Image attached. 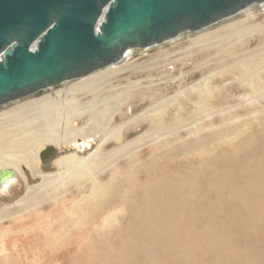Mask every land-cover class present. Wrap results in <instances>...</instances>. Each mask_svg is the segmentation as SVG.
<instances>
[{"label":"bare ground","instance_id":"bare-ground-1","mask_svg":"<svg viewBox=\"0 0 264 264\" xmlns=\"http://www.w3.org/2000/svg\"><path fill=\"white\" fill-rule=\"evenodd\" d=\"M260 8L263 9L264 4L254 5L220 25L183 35L191 38L190 49L196 47L204 51L219 47V51L216 50L213 61L209 63L207 59L201 63L205 68L213 65L208 73L165 98L156 96L159 82L142 85L145 79L131 81L119 90L110 86L111 78L129 69L123 62L129 61L133 54L130 51L118 64L83 78L64 81L58 90L45 89L46 94L39 99L27 100L44 94V90L0 109V170L11 169L24 179L22 171L27 169L33 177L40 178V184L28 185L25 195L12 207L19 213H29V209L35 212L46 201L53 204L63 201L61 194L55 195L59 189L73 185L72 199L66 202L68 212L71 210L69 222L73 225L67 221L59 227L60 236V232L67 236L94 224L105 211L111 213L110 218L115 217L116 207L125 211L132 219L123 227L130 233V236L125 233L129 238L117 239L119 244L115 247L116 238L107 246L103 243V247L96 246L93 239L92 246L85 248L90 250L85 256L88 264H108V260L112 264L118 258L122 260L115 264H160L149 260L151 257L167 262L162 264H259L254 262V255L258 252L255 239L259 233H263L264 238V39L260 38L264 23L246 25V22L257 16L248 11ZM254 35L259 36L255 48L236 52V46H242L243 39ZM224 43L228 45L220 49ZM167 56L157 61H167ZM233 86L241 93L236 96V104L226 105L222 92ZM147 92L151 93L150 101L143 111L133 115L135 117H127L117 128L112 126L121 105L132 95ZM81 94L90 95V100L80 103L76 96ZM220 101L223 106L215 107ZM138 121L147 123V128L123 141L124 130L132 124L138 126ZM111 140L117 146L105 151L104 147ZM96 141L91 152L80 155L78 149L83 148V143L90 148ZM144 145L148 146L139 149ZM46 147H73V152L53 158L47 165L52 172L45 173L40 167L39 153ZM147 147H151L149 153L144 151L143 154ZM120 159L122 164L118 166ZM106 167L109 168L104 171ZM97 173H103L100 180ZM85 177L89 183L87 192H83L87 188L83 186ZM14 180L1 188L7 189ZM51 195L55 199L49 198ZM10 207H2L0 215L7 214ZM82 218H86L84 223ZM199 219L206 226L224 231L239 230L248 236L233 241L222 248L221 253L201 255L202 251L199 253V248L189 243L194 236L186 232L196 229ZM138 232L174 233L154 239V236L136 235ZM210 236L218 239V236ZM147 240L152 242L151 246H138L137 242ZM161 241L170 242L172 246L162 247ZM238 241L246 245H237ZM64 243H70V239L55 238L45 260L52 262L54 255L67 245ZM209 248L205 246L202 250ZM202 257L226 261H191ZM188 258L191 262L185 261ZM8 260L10 256H4L0 264Z\"/></svg>","mask_w":264,"mask_h":264},{"label":"water","instance_id":"water-1","mask_svg":"<svg viewBox=\"0 0 264 264\" xmlns=\"http://www.w3.org/2000/svg\"><path fill=\"white\" fill-rule=\"evenodd\" d=\"M264 0H0V109ZM46 147L43 165L57 156ZM16 178L0 170V188Z\"/></svg>","mask_w":264,"mask_h":264},{"label":"rangeland","instance_id":"rangeland-1","mask_svg":"<svg viewBox=\"0 0 264 264\" xmlns=\"http://www.w3.org/2000/svg\"><path fill=\"white\" fill-rule=\"evenodd\" d=\"M248 12L249 13L252 12L256 14L257 16L253 20L247 21L246 25H256V24L264 23V8L263 9L262 8L252 9ZM258 38H259L258 35H254L251 38L248 37L246 39H243L242 41L243 45L242 46L237 45L235 48V50H237L236 52L244 53V52H247L255 48L259 43ZM260 38L264 39V31L262 32V35ZM189 39L191 38L182 36L179 40L173 43H170V44H165L164 46L159 47V48H151L147 50H134L133 54L129 58L130 63L129 61L123 62V64L124 65L126 64L125 66L128 67L129 69L120 73L118 76L116 75L114 78H111V80H109L110 86L115 87L119 90V89H122L123 86H125L127 83L131 81H139V80L145 79L144 82L141 83L142 85H148L151 83L154 84V83L159 82L160 85H157L159 86V88L157 89L158 91L156 90L157 92L156 96L158 98H165L169 95H172L178 89L189 87L192 83H194L196 80H198L200 77L208 73L213 68V65H210V67L205 68L203 67V65H201V63L205 62L207 59L210 63L211 61L214 60V56L216 55L215 54L216 50L219 51V47L218 49L209 48L208 50H204V51H199V48H196V47L190 49L188 48L190 45ZM227 45H228L227 43L221 44L220 49L225 48ZM229 50H231V48ZM166 55L169 56V57L167 56V61L166 60L162 62L157 61L159 57H165ZM222 56L223 55H221V57ZM123 64L122 66H124ZM151 77L155 78V80L154 79L151 80L150 79ZM62 84L58 87H52L49 89L58 90L59 88H61ZM47 90H44L45 92L44 94H40L36 98H30L27 100L39 99L41 96H44L46 94ZM229 90L227 89L226 92H222V95H221L222 99L224 98L226 100L224 101L226 102L225 103L226 105L236 104V96L239 93H241V91H239V89H237L236 86H233ZM150 94L151 93L147 92V94L139 93L138 95L137 94L132 95L127 103H125L124 105H121L120 113L115 112V115H114L115 119H114L112 126H116L117 128V124H120V122L126 120L127 117L130 118L133 115H136L139 112L143 111L149 104L150 100H149L148 95ZM76 98L80 100V103H83V102L89 101L91 96L81 94V95H77ZM220 102H218L214 106L215 107L223 106V101H220ZM19 104H21V102L16 103L15 105H19ZM110 105L113 106V103H111ZM114 105L116 109L118 107V104L116 101ZM1 111H4V110H1ZM138 122L136 123L138 124V126L132 124L124 130L123 141H127L129 139H132L138 136L147 128L148 126L147 123L139 122L142 124V125L141 124L139 125ZM81 144H82V141H81ZM83 144H84L83 148H80L78 150H80L79 151L80 155L86 156L89 152H91L96 147L97 141L94 144H92L90 148L86 147L87 146L86 143H83ZM148 145H144L143 147L139 149L145 148ZM116 146L117 144L114 143L113 140H111L108 143V145L104 147V150L109 151ZM71 148L70 147L60 148V149L55 148L59 150L57 156L59 154L73 152L71 151L72 150ZM147 148H148L147 150L144 149L143 152L142 151L141 152L144 154V151L146 153L148 150L151 149V147H147ZM75 149L77 150L76 147ZM139 152L140 151H138V153ZM40 153H39V156H40ZM54 158H56V156ZM48 163L46 165H43L40 160V167L42 171L45 173L52 172V169L47 167ZM117 163H118V166L121 165L122 159L118 160ZM108 168L109 167L103 168V170L107 171ZM22 172H24V175H25L24 179L20 175L16 174V179L14 180V182L9 188L5 190H3V188H1L2 190L0 189V210L2 207L11 206L7 210V214L0 215V258L4 256H10V260H8L5 264H88L85 256L90 253V250H86L85 248H89V246L91 247L92 242L95 239L97 240V241L95 240V245L96 246L98 245L99 247H103L104 245L103 243H105V246H107V243H110L113 240V238H116L114 241V247H115V246H118L117 244H119V242H116L117 239L129 238L130 233L126 232V230L124 231L123 227L126 226V224L131 223L132 219L129 218V216H127V213L125 211L120 210L118 207L115 208V217L110 218L109 215L111 213L108 211H105L102 213V215L96 218V222L94 224L92 223V225H89V226L85 225L81 228V230H79V232L75 230L67 236L63 234L64 232H60L62 234L60 236L59 231H58L59 227L63 226L65 223H67V221L70 225H73L72 222H69L71 210L70 212H68L69 205L66 204L67 201H71L72 199L71 197L72 192H74L75 190L73 185L66 187L64 189H59V191L55 195V196L57 195L59 196L61 194L64 197L62 199L63 201H57L55 204L51 203V201L50 202L46 201L43 204H41L40 210L33 212L32 211L33 209H29L28 212L29 213L31 212L30 215L29 213H26V212L19 213V211L15 207H12V205H14L15 202H17L20 198H22L25 195L26 187L28 185L33 187V186L40 184V178L33 177L27 169H24ZM97 174H98L97 178L98 180H100L102 178L103 173H97ZM88 184L89 183L86 177L83 178V186L87 187L85 191L83 192H87L89 190ZM52 196L53 195L49 196V198H51L52 200L55 199ZM62 206L66 207L67 209L65 210V208H63ZM44 215H49V216L43 217ZM40 217H42L41 221L39 220ZM79 217H82V216H79ZM77 219H78V216L76 220ZM82 220L84 223L86 221V218L85 219L82 218ZM199 220H200V223H198V225L196 226V229L188 230L186 232L194 236L195 239L191 237L192 239L190 238L189 243H191L195 247H198L199 253H200V250L202 251L201 255L206 254L207 252L211 254L212 252L221 253L220 251H222V248L228 247L229 244L234 243L233 241H236L239 238H245L246 236H248L246 232L242 233L239 230L224 231L225 229L215 228V226H213L212 228V227L204 225L203 220L201 219ZM49 221L51 222L50 225H49ZM72 221L74 222V220ZM66 229L67 228H64V230ZM80 232H84V233H82V235L80 236L78 234ZM121 232H123L122 233L123 235L121 234ZM125 233L129 234V236ZM173 233L174 232H158V234L156 233L150 234L147 232H138L136 233V235H140L142 237L154 236V239H155L159 235L163 236V235H169ZM198 233H199L200 238L198 236ZM262 234L263 233L261 234L259 233L257 239H255L256 240L255 246H258L257 247L258 252L254 255L255 256L254 262H258L259 264H264V255H263L264 254V238L262 237ZM210 235L218 236V239H213L214 237L212 238ZM221 235H224V237H222ZM1 236H4V237L1 238ZM59 237L63 241L69 238L70 243L68 244L66 243L67 245L64 243V245L66 246L63 247L61 251L56 254V256L54 255L52 262H49L50 259L45 260L44 257L47 255L49 248H51L54 239L59 238ZM207 237H210V239ZM198 239L200 240L199 242H198ZM193 242H195V244H193ZM238 243H242V242L238 241L237 245ZM137 244L138 246H141V247H149L152 245V242H149V240H147L144 242H137ZM242 244H243L242 245L243 247L244 245H246L245 243H242ZM157 246H158V243L154 247H157ZM160 246L167 247V246H172V245L170 242L161 241ZM205 246H209L210 248L207 250L205 249L202 250V248H204ZM257 249H255V251ZM63 250L65 251L62 252ZM106 251H104V253ZM101 254H102V251H101ZM107 254L108 252L106 253V255ZM20 255L21 257H19ZM100 257L102 259L101 255ZM121 260L122 259L118 258V260H115L114 262L117 263ZM149 260L155 261V263H160V264L167 263L160 258L156 259V257H151ZM185 261L187 262L192 261L193 263H196V262L218 263V262H223L226 260L224 258L212 257V259H209V258L202 257L196 260L192 259L191 261H190V258H188V260H185ZM108 262L110 263V260H108ZM114 262L112 264H115Z\"/></svg>","mask_w":264,"mask_h":264},{"label":"flooded vegetation","instance_id":"flooded-vegetation-1","mask_svg":"<svg viewBox=\"0 0 264 264\" xmlns=\"http://www.w3.org/2000/svg\"><path fill=\"white\" fill-rule=\"evenodd\" d=\"M47 167H48V166H47ZM11 185H12V184H11ZM11 185H10V186H11ZM10 186H9V187H10ZM9 187H8V188H9ZM0 189H1V188H0ZM1 190H2V189H1Z\"/></svg>","mask_w":264,"mask_h":264}]
</instances>
